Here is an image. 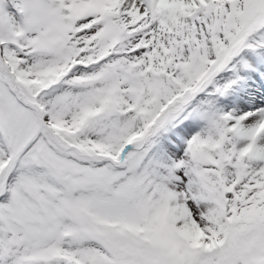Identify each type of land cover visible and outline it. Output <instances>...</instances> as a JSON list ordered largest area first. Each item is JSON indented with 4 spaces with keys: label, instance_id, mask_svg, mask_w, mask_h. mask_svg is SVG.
<instances>
[{
    "label": "snow or ice",
    "instance_id": "snow-or-ice-1",
    "mask_svg": "<svg viewBox=\"0 0 264 264\" xmlns=\"http://www.w3.org/2000/svg\"><path fill=\"white\" fill-rule=\"evenodd\" d=\"M0 264H264V0H0Z\"/></svg>",
    "mask_w": 264,
    "mask_h": 264
}]
</instances>
